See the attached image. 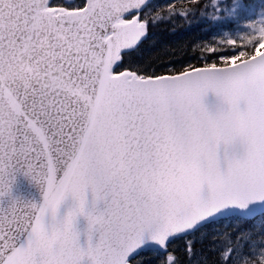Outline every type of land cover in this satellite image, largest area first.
<instances>
[{"label":"snow or ice","instance_id":"6c2138e0","mask_svg":"<svg viewBox=\"0 0 264 264\" xmlns=\"http://www.w3.org/2000/svg\"><path fill=\"white\" fill-rule=\"evenodd\" d=\"M152 7L0 0V264H264V4L216 0L243 35L180 67L141 59Z\"/></svg>","mask_w":264,"mask_h":264},{"label":"trees","instance_id":"16d2710c","mask_svg":"<svg viewBox=\"0 0 264 264\" xmlns=\"http://www.w3.org/2000/svg\"><path fill=\"white\" fill-rule=\"evenodd\" d=\"M216 0H197V3H192L191 0H152L150 3L153 7L149 10L150 17H156L157 22L155 26L149 23L148 37L143 42L141 59L143 61H150L153 65L161 67L165 64L171 63L176 67L186 64L189 61L194 62L193 52H199L200 49L207 44H216L223 39L230 38L236 30V25L229 24L222 26L224 31L229 32V36H224L223 31L216 27L209 28L204 22L206 17L201 13L210 14L213 11L211 4ZM223 2V0H220ZM246 3L252 4L259 9L264 0H245ZM174 4L173 11L184 8L189 9L187 17L169 16L168 5ZM209 5L207 8L204 5ZM192 9H199V11H192ZM163 17V19H160ZM143 19V17H141ZM241 29L247 27V22L242 21ZM243 32V31H242ZM221 231L225 228H230L231 223L224 221L217 226ZM208 237L213 234L212 229L206 230ZM195 248L203 250L209 243V239L205 238L204 242H200V236L197 234L193 238ZM185 241L177 240L169 249L175 252L180 258L182 264H189L188 258L184 252ZM144 264H158L157 257L153 252H145L142 257Z\"/></svg>","mask_w":264,"mask_h":264},{"label":"rangeland","instance_id":"374dc122","mask_svg":"<svg viewBox=\"0 0 264 264\" xmlns=\"http://www.w3.org/2000/svg\"><path fill=\"white\" fill-rule=\"evenodd\" d=\"M243 35L242 31L235 32L233 35L230 36V38L239 39L240 36Z\"/></svg>","mask_w":264,"mask_h":264},{"label":"water","instance_id":"95a60500","mask_svg":"<svg viewBox=\"0 0 264 264\" xmlns=\"http://www.w3.org/2000/svg\"><path fill=\"white\" fill-rule=\"evenodd\" d=\"M152 0H150V2H151ZM25 187L27 188V186L25 185Z\"/></svg>","mask_w":264,"mask_h":264}]
</instances>
